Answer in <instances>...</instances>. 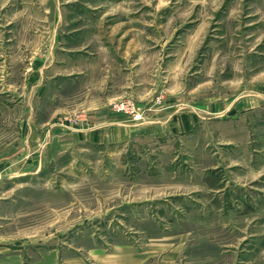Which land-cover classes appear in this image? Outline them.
<instances>
[{
	"label": "rangeland",
	"instance_id": "1",
	"mask_svg": "<svg viewBox=\"0 0 264 264\" xmlns=\"http://www.w3.org/2000/svg\"><path fill=\"white\" fill-rule=\"evenodd\" d=\"M55 13L95 23L94 36L119 42L161 79L151 104L168 90L183 108L198 101L199 120L189 131L64 147L38 190L24 193L15 228L53 229L48 242L71 251L129 244L179 251L170 264H264V0H0L1 96L5 72H26L33 53L46 52ZM254 94L257 105L226 113ZM214 102L224 108L210 111ZM131 103L138 119L151 109L128 94L108 106L133 117ZM49 125L91 127L80 106Z\"/></svg>",
	"mask_w": 264,
	"mask_h": 264
},
{
	"label": "crops",
	"instance_id": "2",
	"mask_svg": "<svg viewBox=\"0 0 264 264\" xmlns=\"http://www.w3.org/2000/svg\"><path fill=\"white\" fill-rule=\"evenodd\" d=\"M53 16L56 18L44 36L46 52L33 53L26 72L10 68L4 73L9 86L0 95V264H153V259L158 264H170L179 251H143L129 244L102 251H71L48 242L55 240L53 229L40 234L25 232L24 226L15 228L18 222L14 215L24 205V193L38 190L41 176L49 175L51 162L64 147L189 131L199 120L198 101L183 108L177 95H170L168 90L151 104L161 79L153 77L150 67L143 63L130 62L128 53L117 51L119 42L105 40L101 34L94 36L101 31L95 23L60 19L58 13ZM18 42L15 46H21ZM127 94L142 104H151L143 118L114 113L109 108V101ZM54 100L62 104L56 106ZM258 102L256 94L241 96L229 104L226 113ZM78 106L87 112L91 127L61 131L49 125L56 111ZM208 108L216 111L224 107L214 102ZM41 111L46 113L42 120ZM10 113L11 118H3ZM9 190L11 194H7ZM34 239L44 241L39 246Z\"/></svg>",
	"mask_w": 264,
	"mask_h": 264
},
{
	"label": "built area",
	"instance_id": "3",
	"mask_svg": "<svg viewBox=\"0 0 264 264\" xmlns=\"http://www.w3.org/2000/svg\"><path fill=\"white\" fill-rule=\"evenodd\" d=\"M120 108H123V106L121 105ZM120 108H118V109H120ZM116 111H118V110H116ZM127 112L130 113V114H133V117L135 119H138L141 116V113L136 110V106L133 103H131V109L127 110Z\"/></svg>",
	"mask_w": 264,
	"mask_h": 264
}]
</instances>
